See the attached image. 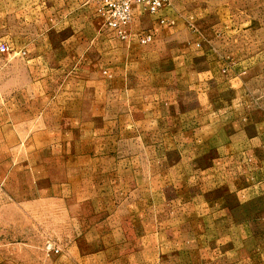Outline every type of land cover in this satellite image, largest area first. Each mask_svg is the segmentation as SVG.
<instances>
[{
  "label": "rangeland",
  "instance_id": "obj_1",
  "mask_svg": "<svg viewBox=\"0 0 264 264\" xmlns=\"http://www.w3.org/2000/svg\"><path fill=\"white\" fill-rule=\"evenodd\" d=\"M183 2L191 22L165 28L139 11L135 26L164 34L150 46L195 50L196 132L172 151L123 136L113 157L98 149L104 135H45L38 120L28 134L0 119V264H264V0ZM97 31L113 34L95 13ZM1 44L9 62L19 56ZM130 178H149L146 232Z\"/></svg>",
  "mask_w": 264,
  "mask_h": 264
},
{
  "label": "crops",
  "instance_id": "obj_2",
  "mask_svg": "<svg viewBox=\"0 0 264 264\" xmlns=\"http://www.w3.org/2000/svg\"><path fill=\"white\" fill-rule=\"evenodd\" d=\"M183 1L170 0L156 14L159 24L160 17L172 23L161 27L191 22L193 14L184 11ZM95 13L89 0H0V39H7L12 54L19 55L10 63L0 52V119L23 122L28 134H40L33 130L38 120L46 128L45 135L92 136L83 142H95V135H104L106 143L98 149H106L113 157L123 149L119 146L123 136L138 137L135 144H141V149L152 145L155 150H178L179 135L196 132L191 123L197 104L195 50L174 43L150 46L164 34L155 33L152 42H141L142 31L135 26L139 12L126 39L95 32ZM210 69H201L200 75L211 79ZM228 70L226 65L223 72ZM19 133L12 129V134ZM158 179L174 183L178 178ZM106 180L114 183V178ZM129 180L139 182L135 207L138 204L145 216L139 231L146 232L149 178ZM98 195V207L111 206L103 203L105 193ZM108 198L113 197L108 193Z\"/></svg>",
  "mask_w": 264,
  "mask_h": 264
},
{
  "label": "built area",
  "instance_id": "obj_3",
  "mask_svg": "<svg viewBox=\"0 0 264 264\" xmlns=\"http://www.w3.org/2000/svg\"><path fill=\"white\" fill-rule=\"evenodd\" d=\"M94 3L95 12L101 19L104 28L112 32L120 39L128 37V27L132 24L134 17L139 11L151 14H161L169 6L170 0H89ZM161 24L169 23L170 20L160 17ZM171 23V22H170ZM139 38L143 43L152 42L154 33L142 31ZM8 47L0 45V52H6Z\"/></svg>",
  "mask_w": 264,
  "mask_h": 264
}]
</instances>
